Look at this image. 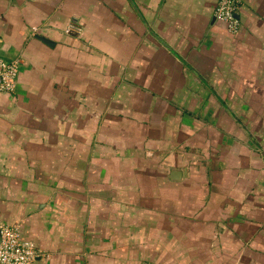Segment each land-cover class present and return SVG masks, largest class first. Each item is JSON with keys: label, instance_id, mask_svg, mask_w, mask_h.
Listing matches in <instances>:
<instances>
[{"label": "crops", "instance_id": "obj_1", "mask_svg": "<svg viewBox=\"0 0 264 264\" xmlns=\"http://www.w3.org/2000/svg\"><path fill=\"white\" fill-rule=\"evenodd\" d=\"M217 1L0 0V230L33 264H264V0L235 34Z\"/></svg>", "mask_w": 264, "mask_h": 264}, {"label": "built area", "instance_id": "obj_2", "mask_svg": "<svg viewBox=\"0 0 264 264\" xmlns=\"http://www.w3.org/2000/svg\"><path fill=\"white\" fill-rule=\"evenodd\" d=\"M238 5V0H218L213 12L214 20L225 24L232 34L238 31V22L235 19ZM81 33L82 26L76 21L68 22L63 30L64 35L72 38H79ZM19 65V60L7 62L0 59V92H14ZM35 257L34 249L21 242L15 230H0V264H33Z\"/></svg>", "mask_w": 264, "mask_h": 264}, {"label": "water", "instance_id": "obj_3", "mask_svg": "<svg viewBox=\"0 0 264 264\" xmlns=\"http://www.w3.org/2000/svg\"><path fill=\"white\" fill-rule=\"evenodd\" d=\"M235 19L237 20V16H235ZM39 40H40L41 42H43L44 44L51 46L50 43H49L47 40H45V39H43V38H39Z\"/></svg>", "mask_w": 264, "mask_h": 264}, {"label": "rangeland", "instance_id": "obj_4", "mask_svg": "<svg viewBox=\"0 0 264 264\" xmlns=\"http://www.w3.org/2000/svg\"><path fill=\"white\" fill-rule=\"evenodd\" d=\"M70 21H75V20H70Z\"/></svg>", "mask_w": 264, "mask_h": 264}, {"label": "trees", "instance_id": "obj_5", "mask_svg": "<svg viewBox=\"0 0 264 264\" xmlns=\"http://www.w3.org/2000/svg\"><path fill=\"white\" fill-rule=\"evenodd\" d=\"M239 6V5H238Z\"/></svg>", "mask_w": 264, "mask_h": 264}]
</instances>
